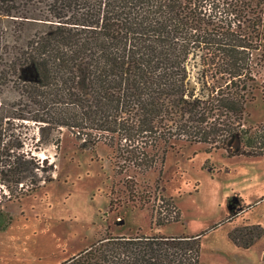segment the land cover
I'll return each instance as SVG.
<instances>
[{
	"label": "trees",
	"instance_id": "obj_1",
	"mask_svg": "<svg viewBox=\"0 0 264 264\" xmlns=\"http://www.w3.org/2000/svg\"><path fill=\"white\" fill-rule=\"evenodd\" d=\"M262 69L264 0H0V94L15 96L0 100V210L53 180L35 153L61 129L109 146L118 175L155 169L177 143L263 156L264 123L244 121L253 92L264 100ZM16 123L40 137L26 146ZM167 201L156 226L180 220ZM200 254L199 236L106 231L61 264H200Z\"/></svg>",
	"mask_w": 264,
	"mask_h": 264
},
{
	"label": "rangeland",
	"instance_id": "obj_2",
	"mask_svg": "<svg viewBox=\"0 0 264 264\" xmlns=\"http://www.w3.org/2000/svg\"><path fill=\"white\" fill-rule=\"evenodd\" d=\"M263 76L264 69L260 79ZM253 95L246 107L247 126L264 123L260 90ZM14 97L6 89L0 94L6 103H12ZM16 124L17 131L27 136L26 146L32 138L36 142L40 137L37 125ZM52 134H46L45 139L53 138V142H41L35 155L39 162L53 165L54 171L49 173L53 180L0 210V253L16 257L13 264H61L90 247L106 231L125 237L199 236L200 264H264L256 247L229 253L231 259L225 256L233 249V232L238 242L242 238L249 243L264 234L259 227L247 224L242 214L249 208L247 219L264 227V155L229 156L224 150L208 153L203 144L177 143L155 169L143 175H118L109 146L85 147L67 129ZM228 148L232 153L238 150L236 139ZM128 176L134 186L131 193L124 184ZM169 198L180 220L156 226L155 218L168 216L166 212L159 216L156 210L168 204ZM228 217L231 220L227 222Z\"/></svg>",
	"mask_w": 264,
	"mask_h": 264
},
{
	"label": "crops",
	"instance_id": "obj_3",
	"mask_svg": "<svg viewBox=\"0 0 264 264\" xmlns=\"http://www.w3.org/2000/svg\"><path fill=\"white\" fill-rule=\"evenodd\" d=\"M262 199H264V198H262ZM247 211H245L244 213H242L243 214V217L246 215V219H245V222L247 223V224H249L250 226L251 225H253V226H257V227H259L260 229H262L263 231H264V227H262L261 225L262 224H260V222H258V221H253V220H249V218L247 219V217H248V213L250 212V210H249V208H247L246 209ZM244 211V209L242 210H240V212H243ZM243 220V219H242ZM234 229V228H233ZM232 229V230H233ZM262 238H264V234L260 237V238H258V239H256V240H254V242L250 245V249H253L254 247H256V248H258L259 249V257H263V259H264V241H262V243H258V242H260L261 241V239ZM230 240V239H229ZM264 240V239H263ZM231 241V247L233 248V249H231V251L229 252H226L225 253V256L226 255H228V257L227 258H230V256H231V254H229V253H237V252H239V250H247V249H249V248H247V249H241V248H237L236 247V245L232 242V240H230ZM257 244H260V245H258V246H256ZM14 258H16V257H14V256H11L10 254L8 255L7 253H4L3 251L0 253V264H13V260H14ZM231 259V258H230Z\"/></svg>",
	"mask_w": 264,
	"mask_h": 264
}]
</instances>
